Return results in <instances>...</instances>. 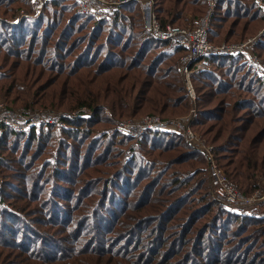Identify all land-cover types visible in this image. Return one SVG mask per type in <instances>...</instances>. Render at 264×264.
Listing matches in <instances>:
<instances>
[{
  "label": "trees",
  "instance_id": "1",
  "mask_svg": "<svg viewBox=\"0 0 264 264\" xmlns=\"http://www.w3.org/2000/svg\"><path fill=\"white\" fill-rule=\"evenodd\" d=\"M259 1L216 0L209 41L240 43L248 37L230 38L264 27ZM155 4L163 25L192 27L209 10L208 0ZM77 8V0H45L35 14L32 0H0V99L92 112L65 127L4 128L0 264L17 263L4 261L14 253L7 249L28 264H264V200L248 211L219 198L207 154L184 133L134 138L120 127L145 114L186 116L195 103V131L253 195L264 191V78L242 56L211 53L191 73L193 100L180 67L186 49L151 34L140 1L99 20ZM254 51L264 62V36ZM39 211L48 227L65 226L66 245L35 229Z\"/></svg>",
  "mask_w": 264,
  "mask_h": 264
},
{
  "label": "built area",
  "instance_id": "2",
  "mask_svg": "<svg viewBox=\"0 0 264 264\" xmlns=\"http://www.w3.org/2000/svg\"><path fill=\"white\" fill-rule=\"evenodd\" d=\"M78 13L92 15L95 19H101L105 12L112 6L127 3L134 0H77ZM141 3L144 23L153 36L162 40H170L174 44L182 45L186 53L180 57V67L186 78V85L191 97L195 100L196 93L191 80L193 71H201L206 68L205 57L211 53H224L233 56H242L264 78V62L254 51L264 31L257 36L240 43H222L215 45L209 41V19L216 0H208L209 10L200 18L195 26L185 27L177 24H161L156 10L155 0H137ZM45 0H32L35 14H39ZM260 5L264 6L262 1ZM91 111L87 106H81L72 111H58L53 109H35L33 107L10 108L6 103L0 102V140L5 127H10L20 132L30 129H39L42 125L52 124L65 127L68 121L89 117ZM198 116L197 105L186 116L164 118L160 115L148 114L139 118H130L120 123L123 131L131 137L141 138L149 129L162 131H177L184 133L191 143L200 144L209 155L211 174L216 195L225 202L233 205H246L254 210L259 202L264 199V191H256L253 195H244L236 184L231 181L223 170L214 163L213 155L200 136L195 131L193 124ZM247 209V208H246Z\"/></svg>",
  "mask_w": 264,
  "mask_h": 264
},
{
  "label": "rangeland",
  "instance_id": "3",
  "mask_svg": "<svg viewBox=\"0 0 264 264\" xmlns=\"http://www.w3.org/2000/svg\"><path fill=\"white\" fill-rule=\"evenodd\" d=\"M26 11V10H25ZM2 13L0 12V15H1ZM18 15H20V11H19V13H18ZM188 23H192L191 21H189ZM261 27H260V25L259 24H257V25H255L254 27H250L249 29H247V30H245L244 32H242L241 34H239L238 36H234L233 38H230V39H234V40H237V39H241L242 37H248L246 40H248L249 38H252V37H255V36H257L261 31H264V27H262L261 29H260ZM264 36V33H263V35H262V37ZM261 37V38H262ZM261 38H260V40H261ZM222 40H225V36H220V38L217 40V41H222ZM234 40H232V41H234ZM193 99V98H192ZM0 102H3V103H6L10 108H18V107H26L25 105H21V104H15V103H12V104H15L16 105V107H13V106H10L9 104H8V100H5V99H0ZM11 104V103H10ZM17 105H19V106H17ZM33 108H35V109H52V108H50V107H33ZM76 109H78V108H70V109H60V108H53V110H58V111H72V110H76ZM108 111V113L110 114L111 113V111L108 109L107 110ZM92 113V112H91ZM145 115H148V114H145ZM145 115H142V116H145ZM154 115H159V114H154ZM141 116V117H142ZM161 116V115H160ZM176 117V116H175ZM166 118H170V117H166ZM125 121V120H124ZM121 122V121H120ZM245 122H247V121H245ZM197 133H198V135L200 136V138H201V140H202V142H203V144H205L207 147H209V149H210V151H211V153H212V155H213V159H214V163L216 164V165H218L219 166V164L217 163V161H216V159H215V153H214V146H213V144L211 143V142H208V140H207V138L206 137H204L201 133H199L198 131H196ZM192 144H194V145H196L197 147H199V148H201V149H203L204 150V148H202L201 146H200V144L198 145V144H196V143H192ZM205 151V154H207V158H208V161H210V159H209V155H208V153H207V151L206 150H204ZM209 164V163H208ZM209 166L211 167V164H209ZM220 167V166H219ZM221 168V167H220ZM31 169H33L34 170V167H32V168H30V170ZM222 169V168H221ZM223 170V172L225 173V170L224 169H222ZM95 173V172H94ZM226 174V173H225ZM227 175V174H226ZM3 182V180L0 178V186L3 184L2 183ZM262 200H264V199H262ZM261 200V201H262ZM34 203H36L35 201H34ZM31 207H34V204H31ZM247 208V210L248 211H252V209H250V206H247L246 207ZM255 210V209H254ZM32 219H33V225H34V227H35V229L36 230H42L43 231V233H44V231L45 232H47V233H49V234H51V235H55V236H57V237H60L61 239H63V241H64V243L63 244H65L66 245V240L67 239H69V238H71V236H70V234L67 232V229H65V226H63V227H59V228H57V229H55L53 226L52 227H48V226H51L52 224L51 223H48V221H47V219H45V216L42 214V212L41 211H39L37 214H35L33 217H32ZM78 245H81V242H79V244ZM9 251H12V252H14L12 255H9L6 259L7 260H4V261H16L17 263H15V264H28V263H33V262H31V261H29V260H26V258H24V254H22V255H20V254H16V253H19L18 251H16V250H13V249H7L6 250V252L7 253H9ZM41 264H44V263H41ZM45 264H49V263H45Z\"/></svg>",
  "mask_w": 264,
  "mask_h": 264
}]
</instances>
